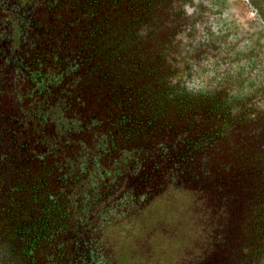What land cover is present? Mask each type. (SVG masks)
<instances>
[{"label": "flooded vegetation", "instance_id": "1", "mask_svg": "<svg viewBox=\"0 0 264 264\" xmlns=\"http://www.w3.org/2000/svg\"><path fill=\"white\" fill-rule=\"evenodd\" d=\"M180 190L264 213V0H0V264H129Z\"/></svg>", "mask_w": 264, "mask_h": 264}, {"label": "trees", "instance_id": "2", "mask_svg": "<svg viewBox=\"0 0 264 264\" xmlns=\"http://www.w3.org/2000/svg\"><path fill=\"white\" fill-rule=\"evenodd\" d=\"M168 195L170 197L164 199V209H177L180 216V222L177 223L183 228L180 232V239L185 241L190 238L191 247H179L178 253L171 251L168 254L167 250L169 248L166 247L165 249L160 244L159 247L156 246L157 234L148 233L147 231L144 235L138 237V246H142V249H145L147 254L151 255V264H162L165 256L170 257V259L177 257L176 264H264V213L263 216L257 217L255 206L244 208L242 216H240L241 225L235 227V230L239 233L236 238V231L231 232L232 226L226 224L228 221L226 214L218 215L215 219L212 215L203 216V210L206 206L203 199H191V195L185 190L179 191L178 200H175V196L174 199L171 198L173 197L172 192H169ZM261 207L264 210L263 204ZM193 209L198 211V214L194 217ZM166 215L168 214L166 213ZM250 216L263 220V222L257 223V231H248L247 224L250 222ZM186 218L196 225L195 229L191 228V223ZM220 218L222 225L217 227L216 222ZM211 221H214L212 225ZM164 222L166 223V220ZM189 224V227L185 226ZM164 233H167V231H164ZM230 234L234 235L233 238L230 237ZM163 237L164 241L173 239L171 234ZM167 262L168 260H165L163 264Z\"/></svg>", "mask_w": 264, "mask_h": 264}, {"label": "rangeland", "instance_id": "3", "mask_svg": "<svg viewBox=\"0 0 264 264\" xmlns=\"http://www.w3.org/2000/svg\"><path fill=\"white\" fill-rule=\"evenodd\" d=\"M82 171L91 172L92 169L89 167L88 163L84 162L83 167H82ZM90 186H91L90 184H87L84 189H89ZM162 210H163V208H162ZM167 210L169 211L168 215L166 216V214H164L163 217L167 218V219H171V220L170 221L169 220L166 221V223L163 221V224H162L163 225V229L160 230L159 227H158V225H161L160 222L157 223V221H156L157 218H152L150 220V222H149L150 223V228L148 226V229H147L148 233L149 232H151L152 234L156 233L157 235L161 234V237L159 238V242L158 243H161L160 245L165 247V249H166V247H167V249L169 248L167 250L168 254L171 251H173V253H178V248L179 247L190 248L191 247V239L190 238L188 240H185V241L180 239V236H181L180 232L183 230V228H181L179 226V224L177 223V222H180L179 214L177 213V217H174V214L173 213L171 214L172 210H170V209H167ZM261 210H263V209H261ZM261 216H263V214ZM108 219L109 218L107 217V218H105L104 221L102 220L101 222H99V229L101 228V224L103 222L108 221ZM249 219H250V222H249V224H247L248 225V231L249 232L257 231V223H259V222L261 223V222H263V220L259 219L257 217H252V216H250ZM185 226L189 227L190 224L189 225H185ZM164 231L165 232L167 231V233H164ZM168 234H171V237L173 236V239L171 241H164V237L163 236H165V235L168 236ZM136 239H135L134 242L133 241L132 242L123 241L121 243V246L118 249L119 256H121V258L123 260L129 262V264H151V260H152L151 255L147 254L145 249L144 250L142 249L143 248L142 246H138V242H136ZM165 242H170V243H166L165 244ZM104 245H105V248H108V247H110L111 242H107ZM176 258L177 257H175L173 259H170V257L165 256V258H163L164 259L163 262L165 263V260L166 261L168 260V262L166 264H176V261H177ZM163 262H162V264H163Z\"/></svg>", "mask_w": 264, "mask_h": 264}]
</instances>
